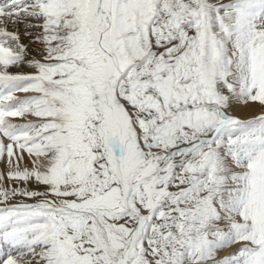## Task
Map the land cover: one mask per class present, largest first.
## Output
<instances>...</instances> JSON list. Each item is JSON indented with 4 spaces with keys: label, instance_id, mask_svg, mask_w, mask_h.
<instances>
[{
    "label": "snow or ice",
    "instance_id": "obj_1",
    "mask_svg": "<svg viewBox=\"0 0 264 264\" xmlns=\"http://www.w3.org/2000/svg\"><path fill=\"white\" fill-rule=\"evenodd\" d=\"M0 264H264V0H0Z\"/></svg>",
    "mask_w": 264,
    "mask_h": 264
}]
</instances>
